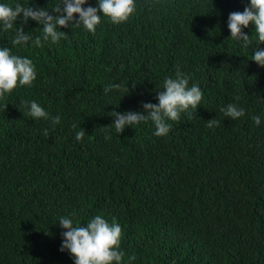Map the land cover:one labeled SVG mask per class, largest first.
Masks as SVG:
<instances>
[{"label": "trees", "instance_id": "16d2710c", "mask_svg": "<svg viewBox=\"0 0 264 264\" xmlns=\"http://www.w3.org/2000/svg\"><path fill=\"white\" fill-rule=\"evenodd\" d=\"M2 2L51 9L61 0ZM247 3L136 0L123 23L102 17L95 33L61 26L66 36L40 46H13L14 29L0 28V46L38 73L0 97V264H74L58 221L73 211L81 223L97 214L119 223L127 264H264V115L253 119L264 113V67L251 60L264 42L249 25L253 42L242 48L227 27ZM24 28L42 35L36 21ZM177 69L200 85L198 108L170 121L166 136L151 120L117 133L110 112L157 103ZM111 83L122 90L106 94ZM30 100L60 123L34 120ZM229 102L245 115L225 117Z\"/></svg>", "mask_w": 264, "mask_h": 264}, {"label": "clouds", "instance_id": "9594fccd", "mask_svg": "<svg viewBox=\"0 0 264 264\" xmlns=\"http://www.w3.org/2000/svg\"><path fill=\"white\" fill-rule=\"evenodd\" d=\"M35 0H33V3ZM87 5V6H85ZM51 10V11H50ZM136 10V0H97L95 6L88 0H61L51 9L29 4L16 3L14 6L0 0V28L14 29L13 46H26L29 43L40 46L41 41L56 43L67 33L63 27H80L95 33L102 17H107L111 23L120 24L127 21ZM55 13L53 15L52 13ZM22 14V16H21ZM78 14V15H76ZM20 19L22 23L17 24ZM29 20L36 21L42 26V35H32V31H25L24 24ZM249 25H254L256 44L264 42V0H248L243 11H232L228 14L227 27L230 37L242 48L252 44V36L244 31ZM251 60L264 67V48H255ZM36 65L28 56H21L13 52L8 46H0V97H5L20 86H31L37 78ZM190 77L177 69L174 76H166L163 80V91H157V103L142 102V110L125 112L111 111L114 118L112 126L117 133L126 127L151 120L155 126L154 135L166 136L172 124L178 121L181 113L189 109H197L203 98V91L198 83L189 84ZM112 90H122L120 83H111L105 87V93ZM239 96L235 101H239ZM28 115L34 120L44 118L51 120L53 126L59 124L61 116H50L49 112L36 100L24 102ZM7 107V104L4 105ZM225 117L233 120L243 117L246 109L236 102H229L219 109ZM262 115H255L253 119L257 125L262 122ZM211 127L218 121L216 118L207 120ZM75 130V139L82 140L85 136L83 128ZM47 135L48 129L43 130ZM62 232L61 251H68L74 264H127L123 261L124 251L120 247L122 227L114 219L109 222L102 214L89 218L85 223L77 218L75 211L59 217ZM134 257H129V262Z\"/></svg>", "mask_w": 264, "mask_h": 264}]
</instances>
